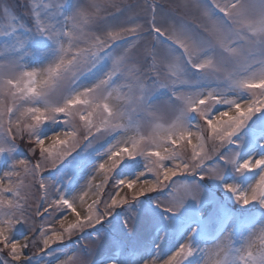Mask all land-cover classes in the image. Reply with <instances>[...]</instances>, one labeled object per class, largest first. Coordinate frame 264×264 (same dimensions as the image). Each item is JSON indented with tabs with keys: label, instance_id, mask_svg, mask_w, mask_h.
I'll list each match as a JSON object with an SVG mask.
<instances>
[{
	"label": "snow or ice",
	"instance_id": "1",
	"mask_svg": "<svg viewBox=\"0 0 264 264\" xmlns=\"http://www.w3.org/2000/svg\"><path fill=\"white\" fill-rule=\"evenodd\" d=\"M0 13V264H264V0H34L31 26L7 0ZM25 135L35 162L18 156ZM101 137H111L104 151L88 154ZM46 170L57 173L51 198ZM205 180L226 197L199 199ZM61 211L74 220L55 230L46 214ZM106 219L123 239L101 261L84 230ZM25 225L32 236L18 238ZM173 234L180 242L161 261Z\"/></svg>",
	"mask_w": 264,
	"mask_h": 264
},
{
	"label": "rangeland",
	"instance_id": "2",
	"mask_svg": "<svg viewBox=\"0 0 264 264\" xmlns=\"http://www.w3.org/2000/svg\"><path fill=\"white\" fill-rule=\"evenodd\" d=\"M0 2H3V0H0ZM7 2L11 5L12 8V12L14 15H16L18 18L22 19L25 23L29 24L31 26V4L34 2V0H7ZM36 3H58L61 2V0H35ZM75 2L81 4L82 6H86L89 3V0H75ZM120 2L122 4H128V5H143L145 0H120ZM160 3H170L171 0H159ZM108 11H114L113 9H108ZM135 13H138L139 17H140V22L143 23L144 22V18L148 15L143 8H135L134 9ZM194 15L197 17V19L199 18V14L198 13H194ZM0 25H7V21L3 18V14L0 13ZM150 39V38H149ZM0 40H2V38H0ZM144 41H141V46H143ZM150 46V45H149ZM117 52H119V50H117ZM87 83V81H86ZM113 103H116L115 101H113ZM180 106V102H176L172 105H170L169 107L165 108L162 110V112L160 113L161 119H160V123H163L165 126H167L168 124H170L175 116L178 114L177 113V109ZM202 123V122H201ZM142 131L147 134L151 131V126L150 124L146 121L143 125V129ZM111 139V137H101L99 140L94 141L92 148H90L88 150V154H93V149L98 150V151H104V148L107 146V140ZM195 142V141H194ZM15 143L18 146V156L21 159H26V160H30L32 162H35L38 152L37 154H33L31 151H29L30 145L28 143V138L25 135L23 138L17 137ZM50 143L49 141H46V144ZM83 143L84 141H81V147H83ZM207 147L209 148V150H211V141L207 142ZM223 150V149H221ZM191 155V150L189 149L186 153L185 156L190 157ZM51 166L49 165V168ZM7 170V166L5 165L3 159H0V174L3 173V171ZM57 173L55 172H50L48 170H46L44 172V176L46 181L49 183V196L50 198L53 197L55 195V193L51 190V186L52 184L55 183V177H56ZM149 178H152L151 176H149ZM177 182V185L179 183H181V178L176 177L174 178ZM87 181V176L84 175L83 173L80 174V177L78 178L77 181L74 182L73 187H76L77 192H79V188L83 187L84 184ZM27 182V181H26ZM97 183L99 182V178H97ZM65 184H67V178L64 181ZM204 187L200 190L199 192V199H203V200H210L213 197H215L216 199H220L223 197H226V194L224 192H222L221 190H219L211 181L209 180H205L202 182ZM111 191V182H109L108 186H106L104 193L105 196H107V194ZM164 195L161 196L160 198L162 200H164L165 202H167L168 199V189H164ZM33 192L35 193V195L38 197L41 193L36 192L35 187L33 188ZM153 196L159 195V193H154L151 194ZM179 195H183V193L181 192ZM94 197H91V195L89 197H86V199L91 202V199ZM31 207H30V211L33 213L32 219L29 221V224L35 223V228L33 229L34 232L38 233L40 230V225L42 223V220L44 218L41 217H37L34 215L35 212V205L37 203H39V200H35V201H30L29 202ZM226 203H228L229 207L232 206V203L230 201H226ZM87 205H84V209H86ZM100 208L103 209V204L100 205ZM235 210V209H234ZM78 211H81V215H84V211L81 210V208L78 206ZM115 212H121L123 213V209L121 208H117L115 209ZM209 212H210V207L209 206H205L201 212V215L204 217L205 221L207 222V226L209 228L210 231H212L214 233V231L218 228V224L214 221V220H210L209 219ZM64 215H68V221H72L74 220V215L68 214L66 212H59V213H52L51 217H47L46 214V218H47V223L49 225H51V227L55 230H60V226L58 223H56V221L58 219H62ZM113 215H115V213H113ZM66 221L65 223L67 224ZM108 228L107 225V219L104 221V226L102 227L101 225H96L95 228H85L84 230V235L87 237L83 243L88 244L89 247L92 250V256L98 260L103 261V259L105 258L106 253L108 252L111 243L113 241H117V240H121L123 239L122 235L117 232V231H106L105 229ZM28 225H25L23 228H19L18 231L15 233L16 236L18 238L21 237V233L23 232H27V234L31 237L32 236V232H28ZM80 236L79 232H76L73 234L72 236V240H76V238ZM93 241H95V243H93ZM135 240H125V243H127L128 245H131L133 243H135ZM180 242V234H173V235H169L168 239L166 242L162 243L161 245V251L159 253L160 259L161 261H163L164 259H167V256L171 253L172 248ZM65 244L68 245V248L72 247V244L68 241L65 240ZM211 246V245H209ZM39 247V244L37 245V248ZM53 247H57V245H53ZM37 249L33 248L30 250L31 254L32 252H36ZM61 260L66 259L65 257H61ZM56 264H60L59 261L56 262Z\"/></svg>",
	"mask_w": 264,
	"mask_h": 264
}]
</instances>
